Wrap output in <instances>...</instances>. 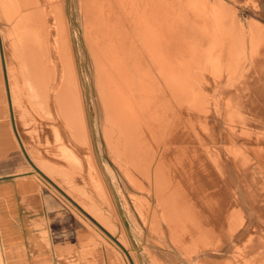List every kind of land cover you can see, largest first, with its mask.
<instances>
[{
  "label": "rangeland",
  "instance_id": "374dc122",
  "mask_svg": "<svg viewBox=\"0 0 264 264\" xmlns=\"http://www.w3.org/2000/svg\"><path fill=\"white\" fill-rule=\"evenodd\" d=\"M49 1L58 0H41L42 6L49 9ZM211 2H221L229 7L231 18L211 23L214 34L209 37L202 32L205 29L194 30L192 24L187 25L180 29L171 48L172 53L180 51L185 54L181 60L185 67L179 71L180 80L186 85L190 79L191 85L195 84L196 87L194 93L187 94L186 91L184 97L182 95L175 99L168 88L164 98L167 106L162 116L152 118L149 125L154 130L173 127L174 121L180 117L176 116L177 108L183 112L182 115L192 114L196 120L200 119L203 131L208 132L210 127V131L216 134L218 146L223 147L218 153L223 171L205 165L202 172L195 170L191 173L200 179L198 186L185 188L181 182L174 181L171 189L165 187L163 198L170 204L168 211L164 208L162 197L161 200L157 198L156 191L160 189L158 186L166 185V180L171 183V173L168 172L167 157L157 156L161 153L160 145L153 141L151 135L146 133V140L150 144L154 142L155 147L151 146L156 154L154 160L163 161L160 175L163 182H157L156 188L151 177L153 164L134 167L124 156H117L108 145L103 131L105 111L97 90L95 61L86 39V15L81 0H64L82 84L90 143L79 145L71 137L63 119L57 116L69 135L70 146L83 163L81 170L72 165L70 171L58 173V177L71 196L73 187L76 191L82 188L92 195L114 226V231L99 221L74 195L77 202L73 210L87 220L90 227L111 236L121 247L123 258L132 264H264V37H254L250 28L252 22L264 27V0ZM28 6L23 8L24 12L36 11L34 5ZM232 16L237 23L233 28L229 24L228 29L241 28L245 33L244 48L241 50L236 48L239 41L235 34L234 50L228 48L230 42L226 43V39L222 40L219 34L222 30L220 27L229 23ZM5 24L12 26L7 20ZM175 24L171 22L176 27ZM191 30L201 33L197 36ZM54 34L57 37L58 33ZM55 36L52 39L56 40ZM12 38L14 41L13 35ZM46 39L49 41L48 37ZM50 49L57 60L59 86L61 64L53 46ZM200 53L212 55H206V59L203 55H195ZM20 60L24 64V60ZM41 61L46 62L42 57ZM174 65L176 63L171 62L169 69H173ZM198 72L200 75L196 77ZM36 83V87L45 85ZM54 108L57 109L56 104ZM41 117L45 118L43 115ZM30 134L38 137V130L34 129ZM96 143L100 145L99 154ZM92 163L96 164L110 201L100 197L93 187L90 176ZM172 174L175 179V173ZM231 214L229 223L226 217ZM212 224L217 225V231Z\"/></svg>",
  "mask_w": 264,
  "mask_h": 264
},
{
  "label": "bare ground",
  "instance_id": "6f19581e",
  "mask_svg": "<svg viewBox=\"0 0 264 264\" xmlns=\"http://www.w3.org/2000/svg\"><path fill=\"white\" fill-rule=\"evenodd\" d=\"M211 1L81 0L82 9L85 12L83 14L86 15V39L91 47L96 66L97 90L105 111V125L103 128L105 138L108 145L112 147L113 152L117 156H124L134 167L138 166L137 168H139L141 164L143 166L148 163L153 164L154 171L150 175L155 188L157 182L162 181L160 175L163 161L154 160L156 154H154L151 144L146 140V133L153 138L155 137L158 143L160 142L159 131L160 134H165L168 128H160V130L155 131L149 125V122L158 115L162 116V111L167 106L164 98L165 93L168 94V88L175 99L182 95L184 97L186 91L187 94L194 93L196 88L195 84L191 85L189 78L186 85L184 81L181 82L180 80L179 70L181 67H185L184 63L180 64V68L174 66L171 69L172 72L169 69L171 62L178 55H185L180 51L171 52L173 41L176 35H179L180 29L185 28L187 25L192 24L194 30L202 31L205 29L202 32L205 34L204 36L209 37L214 34L211 23L231 18L229 7L221 2L214 3ZM3 2L5 19L20 21L22 24L16 30L21 31L25 36H28L29 32H33L29 27L31 15H36V18L42 24L49 25L48 37L50 42L46 45L45 41L41 39L40 43L46 51H48V48L51 51L50 48L53 46L61 64L60 83L55 92L57 114L63 119L73 140L79 145L89 144V130L82 84L77 71L64 0L49 1V9L42 6L41 0H3ZM26 5H34L36 11L24 12L23 8H26ZM173 19L176 21H172ZM171 22H176L175 25L177 26H172ZM202 22H204L203 26L201 25ZM236 23L237 20L232 16L229 23L220 27L222 30L219 34L222 36V40L226 39V43L230 42L227 46L232 50H234L233 36L235 34L239 41V46L237 45L236 48L241 50V48H244V31L241 28H238V30L231 29L232 31L228 29L230 25L231 28L235 27ZM261 25L256 22L251 23L250 28L254 37L255 35L264 37V27ZM52 30L58 33V38L56 37L55 41L52 40ZM191 31L197 36L198 33H201V31H196L197 33ZM181 33L183 34V32ZM24 40V44H28L29 40ZM195 55H203V53ZM206 55L212 54L205 53L203 55L204 59L207 58ZM42 57H46L47 66L50 69L47 84L45 78L40 80L45 83L41 87L32 84L31 79H34V77L36 80L40 79L39 72H37L38 65L34 55H27L24 71L28 89L25 95L40 115L53 119L54 115L49 108V90L50 83H54L56 80L57 70L53 60H51V55H42ZM215 67L212 66L213 69ZM199 75L198 72L196 77ZM14 91L17 95L16 106L20 109L21 119L26 126L28 125L27 118L30 116V112L19 95L23 90L20 91L19 88L14 87ZM54 133L59 151L58 155L65 158L71 166L76 165L81 170L82 159L72 147L63 141L60 128L54 127ZM39 160L40 165L47 169V172L54 178L58 176V173L64 172L54 168L50 169L49 163L41 158ZM90 160L93 162L92 157ZM91 165L90 176L94 189L98 191L100 197L110 201L104 181L95 166L96 164L92 163ZM145 169L146 171L149 170L147 167ZM129 177L133 179L131 175ZM166 181L164 187L158 186L160 189L156 191V194L158 199L161 200L162 197L164 208L169 211L170 204L163 198V189L167 186L170 187L171 183L168 180ZM71 192L88 211L99 218V221H102L111 231L115 230L92 195L82 188H77L76 191L73 187Z\"/></svg>",
  "mask_w": 264,
  "mask_h": 264
},
{
  "label": "crops",
  "instance_id": "0c3cea01",
  "mask_svg": "<svg viewBox=\"0 0 264 264\" xmlns=\"http://www.w3.org/2000/svg\"><path fill=\"white\" fill-rule=\"evenodd\" d=\"M3 6L4 2L1 0L0 264H132L123 258L121 247L111 236L90 227L89 222L73 210L76 200L67 192V186L58 176L53 178L47 169L40 165L41 158L50 164V169L64 172L72 169V166L58 155L54 133V127L60 128L63 141L69 146L72 145L68 142L69 135L63 124L59 123L57 109L54 108L58 87L57 60L53 58L49 48L46 51L40 43L41 39L46 45L50 42L46 39L49 26L44 27L36 15H31L29 27L33 32L25 36L16 30L22 24L17 19H6L13 27L5 24ZM54 33L56 31L52 30V36H55ZM12 35L15 37L14 41ZM24 39L29 40L28 44H24ZM27 55H34L38 65L40 79H31L33 85L35 82L45 84L40 81L43 78L47 84L50 77L47 59L42 55H51L56 67V80L50 83L49 90V108L54 115L53 119H43L26 98L25 92L28 88L24 64ZM41 57L46 62H42ZM20 59L24 60V64ZM181 60L183 55H178L172 62L180 68ZM14 87L23 90L19 95L30 112L26 126L15 103L17 95ZM179 109L177 108L175 113L180 117L178 121H174V126L168 127L165 134H160L159 131L160 142L157 143L158 140L151 136L153 141L160 145L161 153L158 156L167 157L165 159L168 160V172L171 173L170 189L174 186V181L181 182L185 188L198 186L200 179L193 177L191 173L195 170L202 172L205 165L213 166L216 170L221 168L223 171L218 158V153L223 147L218 146L216 134L210 131V127L208 132L203 131L200 119L196 120L192 114L182 115L183 112ZM34 129L38 130V137L30 134ZM206 140L209 142H205ZM153 143L151 142V146L155 147ZM97 146L99 154L100 145L96 143ZM172 172L175 173V179ZM227 217L226 220L230 223L232 214ZM212 225L217 231V225Z\"/></svg>",
  "mask_w": 264,
  "mask_h": 264
}]
</instances>
